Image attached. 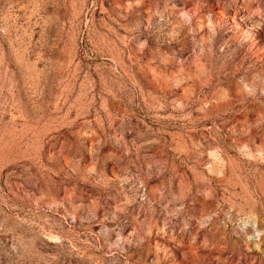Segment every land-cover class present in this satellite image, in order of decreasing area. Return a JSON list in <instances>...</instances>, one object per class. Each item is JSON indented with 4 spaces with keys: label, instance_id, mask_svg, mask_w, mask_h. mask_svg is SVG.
<instances>
[{
    "label": "rangeland",
    "instance_id": "1",
    "mask_svg": "<svg viewBox=\"0 0 264 264\" xmlns=\"http://www.w3.org/2000/svg\"><path fill=\"white\" fill-rule=\"evenodd\" d=\"M0 264H264V0H0Z\"/></svg>",
    "mask_w": 264,
    "mask_h": 264
}]
</instances>
